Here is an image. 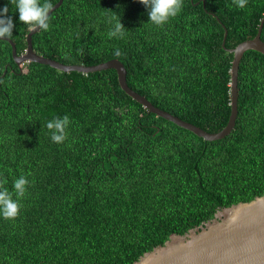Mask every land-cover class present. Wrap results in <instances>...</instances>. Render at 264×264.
<instances>
[{
    "label": "trees",
    "instance_id": "1",
    "mask_svg": "<svg viewBox=\"0 0 264 264\" xmlns=\"http://www.w3.org/2000/svg\"><path fill=\"white\" fill-rule=\"evenodd\" d=\"M5 6L22 55L33 29L0 0ZM114 16L122 38L108 36ZM50 17L49 30L33 36L38 55L83 66L118 59L134 91L217 133L231 115L234 54L223 47L225 32L227 49L254 39L264 0L243 9L233 0H183L163 26L139 0H64ZM238 92L234 130L211 142L144 108L114 69L18 66L0 40V179L9 190L21 175L30 182L19 216H0V264H134L220 209L264 195L263 54L245 53ZM64 115L67 139L54 143L44 125Z\"/></svg>",
    "mask_w": 264,
    "mask_h": 264
},
{
    "label": "water",
    "instance_id": "2",
    "mask_svg": "<svg viewBox=\"0 0 264 264\" xmlns=\"http://www.w3.org/2000/svg\"><path fill=\"white\" fill-rule=\"evenodd\" d=\"M63 2L64 0H59L49 15L60 8ZM263 27L264 17L256 37L243 41L233 49L226 48L228 31L225 32L223 47L234 54L231 69V115L227 126L217 133L206 132L200 127L157 108L146 97L134 91L128 85L125 65L118 59L95 66H83L66 65L38 55L33 47V36L40 31L38 28L31 30L28 34L27 49L22 55L18 54L17 47L10 38L0 40L11 44L13 57L18 66L35 62L51 66L62 72L76 71L83 74L114 69L117 71L122 90L144 108L212 142L226 138L236 126L240 64L248 51H256L264 55V41L261 38ZM134 264H264V195L249 202H240L220 209L212 220L184 235H172L163 245L146 252Z\"/></svg>",
    "mask_w": 264,
    "mask_h": 264
},
{
    "label": "clouds",
    "instance_id": "3",
    "mask_svg": "<svg viewBox=\"0 0 264 264\" xmlns=\"http://www.w3.org/2000/svg\"><path fill=\"white\" fill-rule=\"evenodd\" d=\"M148 9L150 22L156 26H163L170 19L175 18L183 8V0H139ZM248 0H233V3L239 8L246 7ZM10 3L18 10L19 20L32 29L48 31L50 28V15L53 10L51 0H10ZM7 6L0 9V39L11 38L15 24L13 18L8 15ZM109 23L113 24L112 29L108 32L110 38H122L125 27L121 19L114 16L110 18ZM116 56L121 55L120 51L115 52ZM71 123L70 117H55L48 121L44 127L49 130L50 138L54 143L62 144L68 136V127ZM7 181L0 179V216L4 219H15L19 216L22 204L25 198L29 180L26 176L21 175L13 181V188L9 190L6 187Z\"/></svg>",
    "mask_w": 264,
    "mask_h": 264
}]
</instances>
